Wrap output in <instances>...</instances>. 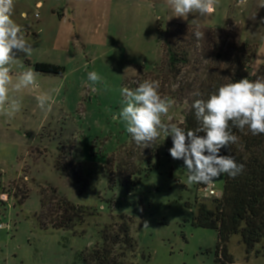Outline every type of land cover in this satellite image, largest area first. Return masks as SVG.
Instances as JSON below:
<instances>
[{
    "label": "rangeland",
    "instance_id": "374dc122",
    "mask_svg": "<svg viewBox=\"0 0 264 264\" xmlns=\"http://www.w3.org/2000/svg\"><path fill=\"white\" fill-rule=\"evenodd\" d=\"M14 3L13 19L32 47L31 55L17 54L14 73L35 70L38 62L58 64L65 71L38 72L40 87L21 94V111L12 119L0 116V264H91L94 250L105 244L104 229L117 228L123 214L135 246H114L117 264H216L217 231L192 223L196 200L213 207L214 199L206 198L203 187L188 183L183 161L167 153L169 137L161 134L143 148L114 117L122 107L121 89H135L151 79L173 101L171 120L164 117L165 122H184L189 102L183 82L188 75L190 81L202 76L205 69L196 63L180 76L169 72L159 32L169 21L208 30L232 26L242 41L257 46L250 73L263 71L264 0L241 5L219 0L214 12L185 18L174 16L167 0ZM91 71L104 81L96 92L89 88ZM53 89L59 92H52V111L45 116L36 96ZM73 166L77 176L69 174ZM224 176L210 183L219 193H224ZM129 178L140 183H128ZM48 186L95 214L74 230H45L37 214L41 188ZM25 193L28 199L21 204L19 196ZM228 247L234 264H264V241L249 258L240 235Z\"/></svg>",
    "mask_w": 264,
    "mask_h": 264
},
{
    "label": "trees",
    "instance_id": "16d2710c",
    "mask_svg": "<svg viewBox=\"0 0 264 264\" xmlns=\"http://www.w3.org/2000/svg\"><path fill=\"white\" fill-rule=\"evenodd\" d=\"M232 26L221 30L200 29L204 38L197 40L193 35L196 27L183 23L170 22L168 28H160L161 40L166 51V63L169 72L180 76L192 64H204V72L198 78L186 76L184 92L189 102L185 120L178 125L187 130L198 127L195 110L192 104L196 99H207L222 84L242 78L255 80L264 77V70L251 74L250 67L257 52V46L244 42ZM198 45H201L200 47ZM196 50V51H195ZM205 62V63H204ZM35 70L43 74L62 75L65 68L58 64L38 62ZM199 92L201 95L197 96ZM232 132L239 137L237 144L221 149V155H232L237 163L245 165L244 171L235 178L224 174V190L220 199H214L211 207L204 201L196 200L197 216L193 225L216 230L218 242L215 251L216 264H234V257L228 244L234 235H240L246 246L248 258L255 248L264 241V134L253 136L247 128L241 132L232 127ZM204 135V133H198ZM170 148L172 138L168 139ZM169 148V149H170ZM168 149V155H170ZM183 161V160H181ZM62 162L59 161V165ZM73 164V162H71ZM65 164V163H64ZM78 175L75 166L69 172ZM128 183L138 185L140 179L128 180ZM200 187H207L198 184ZM50 192V193H49ZM42 210L37 217L45 230H74L79 222L84 223L87 215L95 214L83 206H76L61 197L56 188L48 186L41 188ZM18 196V194H17ZM20 197L23 204L28 199L25 193ZM191 206V205H190ZM122 222L114 230L106 227L103 231L104 246L94 250L91 264H117L114 246L122 245L127 250H134V238L131 235V225L123 214ZM259 255V251L257 252Z\"/></svg>",
    "mask_w": 264,
    "mask_h": 264
},
{
    "label": "clouds",
    "instance_id": "9594fccd",
    "mask_svg": "<svg viewBox=\"0 0 264 264\" xmlns=\"http://www.w3.org/2000/svg\"><path fill=\"white\" fill-rule=\"evenodd\" d=\"M219 0H167L176 17H187L193 12L208 15L216 10ZM14 0H0V116L8 119L21 111V94L25 90L39 88L40 75L32 68L13 71L18 63V53L31 55L32 47L22 27L13 19ZM193 35L197 40L204 32L197 27ZM92 92L97 84L104 82L96 72L87 74ZM158 80L145 79L135 89L124 87L122 107L114 119L124 122L126 131L136 145L149 147L163 134L172 138L170 156L183 160L189 184H210L223 174L235 178L245 165L237 163L232 155H221V149L230 148L239 142L232 127L243 132L246 128L253 135L264 134V77L250 80L242 78L222 84L205 99H196L192 108L198 127L185 131L176 123L165 122L173 101L161 95ZM52 92H41L36 96L37 106L47 116L53 107ZM197 96L201 94L196 93ZM169 121L171 120L168 117ZM204 133V135H198ZM144 227H149L144 222Z\"/></svg>",
    "mask_w": 264,
    "mask_h": 264
},
{
    "label": "built area",
    "instance_id": "2783aa9c",
    "mask_svg": "<svg viewBox=\"0 0 264 264\" xmlns=\"http://www.w3.org/2000/svg\"><path fill=\"white\" fill-rule=\"evenodd\" d=\"M236 2H237L236 3L237 5H241L244 2H248V0H236ZM204 190H205L206 193H208V194H206V198L210 197V198H213V199H220L223 196V193H219V192H217L214 189V185L213 184H208V186L205 187ZM2 199H4V198L2 197ZM5 199H7V197ZM2 227H3V225L0 224V228H2Z\"/></svg>",
    "mask_w": 264,
    "mask_h": 264
},
{
    "label": "crops",
    "instance_id": "0c3cea01",
    "mask_svg": "<svg viewBox=\"0 0 264 264\" xmlns=\"http://www.w3.org/2000/svg\"><path fill=\"white\" fill-rule=\"evenodd\" d=\"M39 4H41V3H39ZM24 15H25V13H23Z\"/></svg>",
    "mask_w": 264,
    "mask_h": 264
}]
</instances>
